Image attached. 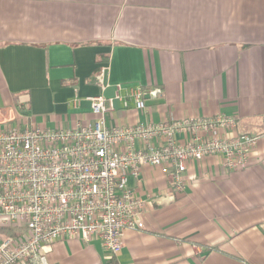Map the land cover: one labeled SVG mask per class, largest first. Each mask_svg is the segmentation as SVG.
<instances>
[{
	"label": "crops",
	"instance_id": "1",
	"mask_svg": "<svg viewBox=\"0 0 264 264\" xmlns=\"http://www.w3.org/2000/svg\"><path fill=\"white\" fill-rule=\"evenodd\" d=\"M132 87L143 110L115 98ZM100 94L107 126L223 113L260 138L243 169L191 162L180 193L143 165V228L117 254L56 240L49 264H264V0H0V129L91 125Z\"/></svg>",
	"mask_w": 264,
	"mask_h": 264
},
{
	"label": "built area",
	"instance_id": "2",
	"mask_svg": "<svg viewBox=\"0 0 264 264\" xmlns=\"http://www.w3.org/2000/svg\"><path fill=\"white\" fill-rule=\"evenodd\" d=\"M144 95L132 87L115 98L140 111ZM85 99L95 115L91 125L0 129V226L16 231L0 232V264H49L43 246L65 237H96L117 254L126 231L143 228L144 203L128 187L129 176L137 178L145 164L156 166L180 193L191 162L214 156L226 171L243 169L260 138L239 132L236 118L223 113L107 126L113 99Z\"/></svg>",
	"mask_w": 264,
	"mask_h": 264
},
{
	"label": "trees",
	"instance_id": "3",
	"mask_svg": "<svg viewBox=\"0 0 264 264\" xmlns=\"http://www.w3.org/2000/svg\"><path fill=\"white\" fill-rule=\"evenodd\" d=\"M0 232L6 233V234H11V235H15L16 234L15 229L12 228L11 226H8V225H1L0 226Z\"/></svg>",
	"mask_w": 264,
	"mask_h": 264
},
{
	"label": "rangeland",
	"instance_id": "4",
	"mask_svg": "<svg viewBox=\"0 0 264 264\" xmlns=\"http://www.w3.org/2000/svg\"><path fill=\"white\" fill-rule=\"evenodd\" d=\"M4 221V219L3 218H0V223H2Z\"/></svg>",
	"mask_w": 264,
	"mask_h": 264
}]
</instances>
